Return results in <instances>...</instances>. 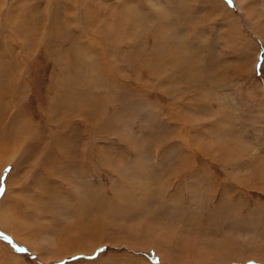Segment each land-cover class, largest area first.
I'll use <instances>...</instances> for the list:
<instances>
[{
	"label": "rangeland",
	"instance_id": "374dc122",
	"mask_svg": "<svg viewBox=\"0 0 264 264\" xmlns=\"http://www.w3.org/2000/svg\"><path fill=\"white\" fill-rule=\"evenodd\" d=\"M0 264H264V0H0Z\"/></svg>",
	"mask_w": 264,
	"mask_h": 264
},
{
	"label": "snow or ice",
	"instance_id": "6c2138e0",
	"mask_svg": "<svg viewBox=\"0 0 264 264\" xmlns=\"http://www.w3.org/2000/svg\"><path fill=\"white\" fill-rule=\"evenodd\" d=\"M229 2H231V0H229ZM18 251L23 252V251H25V249H18Z\"/></svg>",
	"mask_w": 264,
	"mask_h": 264
},
{
	"label": "bare ground",
	"instance_id": "6f19581e",
	"mask_svg": "<svg viewBox=\"0 0 264 264\" xmlns=\"http://www.w3.org/2000/svg\"><path fill=\"white\" fill-rule=\"evenodd\" d=\"M14 161V160H13Z\"/></svg>",
	"mask_w": 264,
	"mask_h": 264
}]
</instances>
